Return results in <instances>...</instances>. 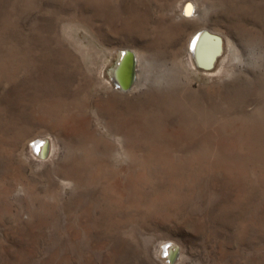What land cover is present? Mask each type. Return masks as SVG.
I'll list each match as a JSON object with an SVG mask.
<instances>
[{
  "label": "rangeland",
  "instance_id": "obj_1",
  "mask_svg": "<svg viewBox=\"0 0 264 264\" xmlns=\"http://www.w3.org/2000/svg\"><path fill=\"white\" fill-rule=\"evenodd\" d=\"M0 264H264V0H0Z\"/></svg>",
  "mask_w": 264,
  "mask_h": 264
},
{
  "label": "bare ground",
  "instance_id": "obj_2",
  "mask_svg": "<svg viewBox=\"0 0 264 264\" xmlns=\"http://www.w3.org/2000/svg\"><path fill=\"white\" fill-rule=\"evenodd\" d=\"M186 10H188L187 7L184 13H186ZM190 12L191 15H193L194 12H196V9L191 7ZM187 50L192 59L199 66L208 69L213 66L215 58L221 50V40L219 37L211 34L208 30L199 29L191 37ZM134 56V53L129 50H121L118 54L116 62H114V64L111 66L109 75L112 79V82L115 83L119 88L125 90L129 89L135 81V68L133 63H135L136 60ZM47 150V141L43 140L36 146V151L41 156H44L47 153ZM171 247L172 246L170 244L166 245L164 255H167L170 260H173L177 255L178 249L175 248L172 250Z\"/></svg>",
  "mask_w": 264,
  "mask_h": 264
},
{
  "label": "snow or ice",
  "instance_id": "obj_3",
  "mask_svg": "<svg viewBox=\"0 0 264 264\" xmlns=\"http://www.w3.org/2000/svg\"><path fill=\"white\" fill-rule=\"evenodd\" d=\"M187 9H188V10H186V13H185V14H186V15H190V14H191V12H190L191 5H188V6H187Z\"/></svg>",
  "mask_w": 264,
  "mask_h": 264
},
{
  "label": "water",
  "instance_id": "obj_4",
  "mask_svg": "<svg viewBox=\"0 0 264 264\" xmlns=\"http://www.w3.org/2000/svg\"><path fill=\"white\" fill-rule=\"evenodd\" d=\"M133 65H134V63H133ZM130 85H131V84H130ZM130 85H129V86H130ZM45 156H46V154H45Z\"/></svg>",
  "mask_w": 264,
  "mask_h": 264
},
{
  "label": "built area",
  "instance_id": "obj_5",
  "mask_svg": "<svg viewBox=\"0 0 264 264\" xmlns=\"http://www.w3.org/2000/svg\"><path fill=\"white\" fill-rule=\"evenodd\" d=\"M174 260V259H173ZM173 260H171L170 262H172Z\"/></svg>",
  "mask_w": 264,
  "mask_h": 264
}]
</instances>
